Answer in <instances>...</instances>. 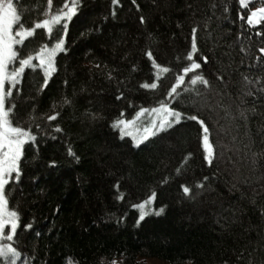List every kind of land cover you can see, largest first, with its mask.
Listing matches in <instances>:
<instances>
[{"label": "trees", "instance_id": "obj_1", "mask_svg": "<svg viewBox=\"0 0 264 264\" xmlns=\"http://www.w3.org/2000/svg\"><path fill=\"white\" fill-rule=\"evenodd\" d=\"M63 2L53 0V11ZM21 3L25 26L44 18L46 0ZM238 14V0H119L116 5L82 0L68 23L67 52L57 55V71L47 87L41 69H26L11 98L14 122L37 137L35 144L25 145L21 182L6 188L10 208L21 217L18 264H152L148 258L168 264H247L248 252L264 245L259 211L264 207V161L252 155L264 151V99L256 100L257 114L249 113L247 121L239 118L241 108H250L253 100L245 93L260 87L255 80H264V54L259 52L264 37L256 36L257 29ZM194 26L199 28L197 57H209L201 71L211 87L191 85L190 73L169 101L168 92L188 63ZM58 35L57 28L49 40L45 30H37L21 54L52 47ZM148 50L157 64L170 69L158 81ZM112 69L115 79L108 80ZM244 76L254 83L246 85ZM144 83L158 87L145 89ZM121 93L124 98L117 100ZM65 94L76 101L71 109L59 107ZM161 101L205 120L216 150L212 167L203 158L201 130L194 121L182 120L140 149L111 127L122 111L131 119L140 107ZM53 104L62 115L48 122L44 117L53 114ZM56 126L63 131L55 132ZM69 147L79 163L68 155ZM53 161L57 167H48ZM205 176L206 189L194 188V198H187L181 185L193 187ZM153 192L150 208L163 207L164 213L146 216L137 227L140 209L133 206ZM234 206L244 211L242 225L224 220ZM26 223L33 225L31 230L24 228ZM256 255H264V248Z\"/></svg>", "mask_w": 264, "mask_h": 264}, {"label": "snow or ice", "instance_id": "obj_2", "mask_svg": "<svg viewBox=\"0 0 264 264\" xmlns=\"http://www.w3.org/2000/svg\"><path fill=\"white\" fill-rule=\"evenodd\" d=\"M135 4L136 0H132ZM256 0H238L239 14L238 18L244 21L247 26L252 29H257L256 36L264 37V31L259 30L260 26H264V0H259V6H255ZM113 4H119V0H113ZM82 7V0H64L62 6L53 11V0H46V8L43 11V19L34 22V24L25 26L24 16L27 14L24 9V5L21 0H0V264H18L22 259V252L15 246L17 238V230L20 225V214L17 210L10 208V199L6 194V188L13 184H19L21 182V176L23 175L21 169V161L24 157V150L26 144H35L37 137L33 134L31 128H27L17 122H14L16 115V104L11 102L13 97V90L17 89V86L21 83L23 74L26 69L35 71L37 68L41 69L44 73L43 87H47L48 81L52 75L57 71L56 57L61 53H66V35L68 23L73 17L78 15L79 9ZM191 7V5H189ZM229 11V9H225ZM115 16V11L112 13ZM140 23H145V18L140 17ZM180 27V25H177ZM59 29L62 35L55 37V42L52 47L47 44L39 48V50L33 54L22 55V49L25 45V41L33 38L37 30H45L49 40L53 39L54 30ZM199 31L198 26H194L191 29V42L190 51L187 52L186 60L187 65L182 68V74L177 75L176 83L171 87L168 92L169 101L174 100L179 95L178 89L185 83V78L191 73L189 82L191 85H203L210 88V81L202 74V68L209 63L208 56L197 57V53L200 51L197 45V33ZM17 46H20L19 48ZM245 51V49H241ZM259 52L264 54V46L259 48ZM149 60L152 61L153 67L157 70L156 80L160 79V73H168L170 69L168 67H162L157 64L151 50L146 52ZM259 62L260 57L256 58ZM34 61L38 63H34ZM94 67L99 70L101 64L96 63ZM104 67H107L104 65ZM115 69L109 70L106 73L108 80H113V72ZM221 81L224 80V76L218 77ZM246 85H252L254 81L249 79L248 76L243 77ZM67 85V81L64 82ZM255 83L260 84V87L255 91L249 90L245 93L248 97H253L251 101V107H242L239 113V118L247 121L249 119V113L257 114V99H264V80L257 79ZM141 87L148 89H155L158 87L157 83H144ZM123 94L116 96L117 100H122ZM76 101L74 97L65 94L61 98L59 107L65 109H71L74 107ZM245 103H248L245 101ZM53 114H46L45 120L48 122L57 121L62 113L58 109L57 104L52 105ZM92 119H96L95 113L90 114ZM119 119L115 120L111 127L114 130H118L120 139L130 137L133 141V147L140 149L142 145L152 137L157 136L161 132H165L168 129L178 125L182 120H189L196 122L201 130V144L203 149V158L209 167H212L216 157V150L214 143L211 139V130L204 119L199 118L197 115L185 116L184 113L171 107L169 103L161 101L159 107L145 108L140 107L135 115L131 118H124L125 113L122 111ZM147 117V123H144V118ZM35 119V116L30 117ZM39 127V125H37ZM55 132H62L63 129L56 126L53 129ZM55 138V137H53ZM255 143V141H252ZM67 153L76 163L80 162V157L72 150L68 148ZM254 157L264 161V151L253 152ZM256 162V161H254ZM50 168L57 167L55 161L48 165ZM179 171V170H178ZM209 177H203V180L193 187L188 185H181L183 194L189 198H194V188L199 190H205ZM235 187V186H233ZM119 189V185H116ZM231 191V190H230ZM242 198L244 194L242 193ZM119 200L124 199L123 194L118 195ZM156 199V193L153 192L151 196L138 205H134L140 209V215L137 221V227L140 222L145 219L146 216L154 214L159 216L164 213V208L161 207L158 211L152 210L150 205ZM253 205L256 201L252 199L250 201ZM231 216L225 217L226 223H240L243 224L242 217L244 211L242 208L233 207L229 209ZM260 215L264 218V207L259 209ZM223 226V225H222ZM33 225L26 223L24 228L31 230ZM248 231V229H246ZM264 245H260L258 248H253L248 252L251 259L247 264H264V255H257ZM244 251H248L247 247ZM243 258V252H239L237 259ZM68 264H72L71 261ZM115 264V262H113ZM224 264H228L224 261Z\"/></svg>", "mask_w": 264, "mask_h": 264}, {"label": "rangeland", "instance_id": "obj_3", "mask_svg": "<svg viewBox=\"0 0 264 264\" xmlns=\"http://www.w3.org/2000/svg\"><path fill=\"white\" fill-rule=\"evenodd\" d=\"M156 107H159V106H156ZM143 122L147 123V117L144 118ZM147 261L152 264H168L167 262L156 259V258H148Z\"/></svg>", "mask_w": 264, "mask_h": 264}]
</instances>
